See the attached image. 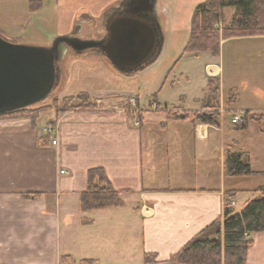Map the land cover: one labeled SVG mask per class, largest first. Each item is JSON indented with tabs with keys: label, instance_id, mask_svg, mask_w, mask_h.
I'll use <instances>...</instances> for the list:
<instances>
[{
	"label": "crops",
	"instance_id": "obj_1",
	"mask_svg": "<svg viewBox=\"0 0 264 264\" xmlns=\"http://www.w3.org/2000/svg\"><path fill=\"white\" fill-rule=\"evenodd\" d=\"M78 55L75 61L114 68L104 54ZM193 55L208 60L205 76L218 80L216 101L222 108L226 98L225 112L240 119L245 111L264 114V36L221 39L218 55ZM138 72L119 73L131 78ZM85 93L132 95L136 106L102 101L92 109L59 115L47 111L36 124L26 117L0 119V264H69L75 259L79 264H180L170 257L222 217L228 191H235L230 198L235 209L240 193L249 192L245 203L264 185L241 186L246 177L225 176V150L247 152L237 149L230 136L225 139L223 113L211 123L190 114L209 111L212 116L207 83L195 99L196 108L171 106L183 112L180 117L189 113L183 118L146 113L131 92ZM49 125L56 129L53 135L44 131ZM93 169L103 172L105 184L97 177L92 184L119 192L120 206L81 210ZM259 176L264 174L249 178ZM250 237L246 264H264V232ZM145 254L154 255L155 261L145 263Z\"/></svg>",
	"mask_w": 264,
	"mask_h": 264
},
{
	"label": "rangeland",
	"instance_id": "obj_2",
	"mask_svg": "<svg viewBox=\"0 0 264 264\" xmlns=\"http://www.w3.org/2000/svg\"><path fill=\"white\" fill-rule=\"evenodd\" d=\"M117 0H0V34L7 41L47 47L53 38L70 34L77 24V34L95 36L102 30H86L85 20L91 23L102 21L106 8ZM207 0H158L157 15L160 20L163 43L157 57L152 63L144 67L134 77L122 76L108 64H92L75 61L78 53L63 54L58 61L60 82L51 94L42 102L29 108L43 107L57 99L59 107L66 97H74L87 90L127 91L138 97V107L146 113L153 111L159 118L165 114L175 115L179 112L172 105H183L187 108H196V98L202 94L207 83L204 65L208 62L203 56L196 57L192 53H185L184 47L189 38L190 22L194 9ZM234 10L227 8L224 19L217 24L220 29L230 22ZM94 23V22H93ZM222 39V38H221ZM220 39V40H221ZM229 48V49H228ZM232 51V47L228 46ZM199 55V53H198ZM82 56V55H81ZM102 58V55L99 54ZM65 76V78H64ZM63 78L66 81L63 85ZM226 79H228L226 77ZM62 85V86H61ZM246 86V82L243 84ZM88 95L87 102L91 104L109 101L111 106L134 107L135 96L118 95L94 96ZM231 95V93L229 94ZM219 99V94H217ZM134 98V102L131 99ZM211 113H223L222 125L225 139L233 138L236 148L247 152L253 168L264 170V135L260 134L264 128V114L250 112L249 124L245 129L237 130L231 120L234 112H225L226 98L223 97V106L220 107L213 94H209ZM159 104V109L153 110L151 103ZM165 103L169 104L164 106ZM166 112V113H165ZM209 112V111H207ZM207 112H200L206 113ZM164 114V115H163ZM184 114H189L184 112ZM262 116L259 120L258 116ZM242 116V115H241ZM250 117H253L252 119ZM248 122V123H249ZM241 179V186L255 187L257 181H264V176ZM249 192L240 193L236 199L235 210L243 207L245 196ZM255 196V195H253ZM75 264L79 260L75 259Z\"/></svg>",
	"mask_w": 264,
	"mask_h": 264
},
{
	"label": "trees",
	"instance_id": "obj_3",
	"mask_svg": "<svg viewBox=\"0 0 264 264\" xmlns=\"http://www.w3.org/2000/svg\"><path fill=\"white\" fill-rule=\"evenodd\" d=\"M227 8L234 10L232 19L228 25L219 29L217 24L223 21L224 11ZM243 36H264V0H207L193 11L189 38L183 52L192 54L209 52L212 56H216L219 54L221 38ZM207 87L214 99H217L218 80L209 78ZM87 98L88 95L85 92L74 97H66L60 107L55 98L50 104L43 107L21 109L1 115L0 119L26 117L36 124L41 114L47 111H54L59 115L67 110L95 108L97 105L88 103ZM190 114L208 123L215 122L217 118V113H213L212 116L200 112ZM250 114L249 111L243 112L241 119L235 123L237 130L247 127ZM168 116L180 117L177 114ZM185 116L183 114L180 118ZM261 117V115L258 116L259 120ZM224 172L227 177L264 174L255 173L252 170L247 154L231 151L229 147L224 153ZM88 176L89 187L82 193L81 210L87 211L122 204L119 192L109 186L98 187L92 184L93 177H97L105 184V178L100 169L89 171ZM234 192H227L228 198L224 202L222 217L211 222L183 245L170 257L171 262L180 264H246L247 250L253 241L250 237L251 234L264 232V185L255 189L254 192L257 195L247 200L238 211L234 209L230 200ZM153 261H155L154 255L145 254V263ZM83 263L88 264L90 261L86 260Z\"/></svg>",
	"mask_w": 264,
	"mask_h": 264
},
{
	"label": "water",
	"instance_id": "obj_4",
	"mask_svg": "<svg viewBox=\"0 0 264 264\" xmlns=\"http://www.w3.org/2000/svg\"><path fill=\"white\" fill-rule=\"evenodd\" d=\"M146 10L130 9L108 28L102 48L119 72L141 71L161 49V27L146 21L147 16L141 14ZM75 32L53 38L47 47L18 44L0 36V116L29 108L51 94L60 82L56 63L67 46L79 45L77 53L94 46V40H81L73 36Z\"/></svg>",
	"mask_w": 264,
	"mask_h": 264
},
{
	"label": "flooded vegetation",
	"instance_id": "obj_5",
	"mask_svg": "<svg viewBox=\"0 0 264 264\" xmlns=\"http://www.w3.org/2000/svg\"><path fill=\"white\" fill-rule=\"evenodd\" d=\"M157 2L158 0H117L116 3L111 4L109 7L106 8L105 13L103 14V18L101 22H98L97 20L93 21L92 23L90 21L85 20L86 24V30L91 31L92 29H98V26L101 25L102 30L95 34V44L92 47L86 48L82 50L85 54H92V55H99L104 54L103 51V45L105 41L108 38V28L112 24L113 21L116 19L127 15V11L130 9H147L146 11H143V15L147 16V22L150 24H155L158 20L157 15ZM151 9V10H148ZM75 34L74 37H79L81 35L80 33L77 34V30L79 29V26L75 25ZM88 34H85L84 37H87ZM66 44V43H64ZM79 45L74 44V46H67V49L65 52L67 53H77V47ZM65 53V54H67ZM63 54L60 56L62 58ZM59 58V60H60ZM58 60V61H59ZM58 61L56 65L58 66ZM59 68V66H58Z\"/></svg>",
	"mask_w": 264,
	"mask_h": 264
},
{
	"label": "built area",
	"instance_id": "obj_6",
	"mask_svg": "<svg viewBox=\"0 0 264 264\" xmlns=\"http://www.w3.org/2000/svg\"><path fill=\"white\" fill-rule=\"evenodd\" d=\"M131 101L134 102V98H132ZM151 108L153 110H156L157 108L159 109L160 107H159V104L152 102ZM239 120H240V118L235 115V116H233L232 122L236 123ZM55 130H56L55 127H52V126L45 127V129H44V131L47 135H53L55 133ZM52 143L55 144V140H53ZM61 173H63V171H61Z\"/></svg>",
	"mask_w": 264,
	"mask_h": 264
}]
</instances>
